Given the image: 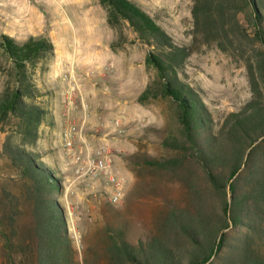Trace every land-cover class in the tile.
Masks as SVG:
<instances>
[{"label": "rangeland", "instance_id": "obj_1", "mask_svg": "<svg viewBox=\"0 0 264 264\" xmlns=\"http://www.w3.org/2000/svg\"><path fill=\"white\" fill-rule=\"evenodd\" d=\"M131 1L153 17L175 43L191 44V0ZM33 11L43 17L35 33L49 38L55 53L43 66V72L36 69L47 115L33 153L61 181L62 190L56 201L72 241L74 262L115 264L108 249L117 232L132 246L158 239L184 251L187 244L171 226L169 213L184 210L194 218L210 217L219 210L220 196L189 157L166 145L179 138L174 104L161 98L137 101L154 77L144 65L146 47L125 26L121 32L126 42L119 45L118 30L106 25L98 0H0V35L17 31L18 38L8 37L22 43L29 34L26 22L32 19ZM238 19L247 29L248 38L235 39V48L228 52L219 50L213 41L197 43L185 65V80L198 91L214 127H220L230 114L240 111L254 97L247 60L254 63L258 46L251 39L244 15ZM9 66L0 54V94ZM95 67L98 72L89 76L88 71ZM255 78L264 100V84L256 69ZM64 83L68 89L62 93L60 85ZM70 107L74 108L73 113L68 111ZM119 129L124 133L120 134ZM66 133L72 136V152L79 158L77 161L63 146ZM5 136L0 133V154ZM98 151L106 159L111 175L122 181V197L117 204L108 201V175L85 172V162L97 158ZM151 160L179 163L158 168L147 164ZM252 164H264V143ZM77 169L83 171L77 173ZM2 193L18 200L20 223L25 212L24 186L17 171L0 156ZM246 233L243 226L231 229L230 249ZM19 245L14 251L17 264L25 248Z\"/></svg>", "mask_w": 264, "mask_h": 264}, {"label": "trees", "instance_id": "obj_2", "mask_svg": "<svg viewBox=\"0 0 264 264\" xmlns=\"http://www.w3.org/2000/svg\"><path fill=\"white\" fill-rule=\"evenodd\" d=\"M191 2L192 42L178 45L135 2L98 0L106 25L118 30L119 45L126 42L121 32L125 26L146 47L144 65L154 77L137 101L161 98L174 104L179 138L166 145L189 157L220 196L219 210L210 217L194 218L184 210L169 213L171 226L187 244L184 251L158 239L132 246L117 232L108 249L115 264H264V164H252L264 143V100L255 78L256 69L264 84V0ZM239 15H244L251 39L258 46L254 63L247 60L254 97L220 127H214L198 91L185 80V65L197 43L213 41L219 50L228 52L235 48V39L248 38ZM0 54L10 65L0 94V133L6 134L0 156L17 171L25 200L19 223L18 200L0 194V264H17L14 251L18 243L25 246L19 264H76L63 211L56 201L61 181L33 153L47 115L36 69L41 72L54 57V46L44 36H29L17 43L0 35ZM177 163L147 162L158 168ZM240 226L247 233L230 249L228 232Z\"/></svg>", "mask_w": 264, "mask_h": 264}, {"label": "built area", "instance_id": "obj_3", "mask_svg": "<svg viewBox=\"0 0 264 264\" xmlns=\"http://www.w3.org/2000/svg\"><path fill=\"white\" fill-rule=\"evenodd\" d=\"M96 72H98V67H95L92 70L88 71V75H93ZM71 85V84H70ZM73 85H71V88ZM119 133H124L123 129H119ZM63 143H64V148L69 151L70 153H72V157H74V159L77 161L79 160L78 157L75 158V154L72 152L73 151V142H72V136L70 133H66L64 135V139H63ZM97 158L95 159H87L86 163V167H85V172L86 173H91V174H96V172H103L106 173L108 175V182L111 185V193L110 196L108 198V201L111 204H117L122 197V181L121 179L117 178L116 176L111 175V173L109 172L108 168V163L106 161V159L104 158L103 154L101 153V151H98L96 154ZM80 171H83V169H77V173H80Z\"/></svg>", "mask_w": 264, "mask_h": 264}, {"label": "crops", "instance_id": "obj_4", "mask_svg": "<svg viewBox=\"0 0 264 264\" xmlns=\"http://www.w3.org/2000/svg\"><path fill=\"white\" fill-rule=\"evenodd\" d=\"M40 23V25H39V27L41 26V23L43 22V17H40V15H37L36 14V12L35 11H33V16H32V19H30V20H28L27 22H26V28H27V30H28V36H25L22 40L24 41V40H26L27 39V37H29V36H37V35H39L38 33L36 34L35 33V30L37 29V28H39L38 27V24L37 23ZM18 26L19 25H15L14 27H17L18 28ZM18 32H21V31H18ZM4 33H6V32H4ZM8 36H13L15 39L16 38H18L17 36H16V34H17V31H11V32H9V33H6ZM62 85V86H61ZM60 85V88H61V92L63 93L64 91L66 92L67 91V89H68V87H65V86H67V85H65V83L64 84H61ZM69 87H71V85H68ZM68 109V108H67ZM68 111L71 113V111H72V113H73V111H74V108L73 107H70L69 109H68Z\"/></svg>", "mask_w": 264, "mask_h": 264}]
</instances>
